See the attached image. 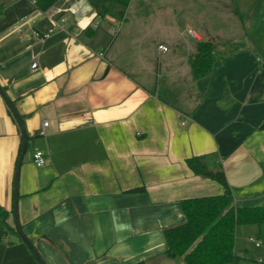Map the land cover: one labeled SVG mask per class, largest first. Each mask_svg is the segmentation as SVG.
Listing matches in <instances>:
<instances>
[{
	"label": "crops",
	"instance_id": "0c3cea01",
	"mask_svg": "<svg viewBox=\"0 0 264 264\" xmlns=\"http://www.w3.org/2000/svg\"><path fill=\"white\" fill-rule=\"evenodd\" d=\"M160 1L130 0L118 23L92 0H57L51 17L0 0V86L28 137L17 214L45 264H186L164 253V230L185 220L183 199L223 192L191 155L215 153L235 205H264V0H201L202 12ZM61 16L65 28L37 37ZM199 41L217 56L195 77ZM20 148L0 95V264H38L13 223Z\"/></svg>",
	"mask_w": 264,
	"mask_h": 264
},
{
	"label": "trees",
	"instance_id": "16d2710c",
	"mask_svg": "<svg viewBox=\"0 0 264 264\" xmlns=\"http://www.w3.org/2000/svg\"><path fill=\"white\" fill-rule=\"evenodd\" d=\"M57 0H35L36 6L47 10ZM130 0H92L100 18L110 17L124 21ZM198 56L192 58L195 77L207 74L217 56L216 46L209 41L197 43ZM185 164L195 174L217 181L223 192L217 195L192 197L182 200L185 220L164 230L166 249L172 258H181L186 264H241L245 259L234 251V231L239 224L264 223V205H235L224 169L214 152L191 155ZM140 187L132 188L138 191ZM0 221L6 225L4 212Z\"/></svg>",
	"mask_w": 264,
	"mask_h": 264
},
{
	"label": "rangeland",
	"instance_id": "374dc122",
	"mask_svg": "<svg viewBox=\"0 0 264 264\" xmlns=\"http://www.w3.org/2000/svg\"><path fill=\"white\" fill-rule=\"evenodd\" d=\"M233 1V0H232ZM174 0L160 1L159 5L164 6V9L170 10L173 7ZM176 2V1H175ZM165 4V5H164ZM180 5L182 10H199L202 12L204 6L202 1L197 0H181ZM193 7V8H192ZM192 8V9H191ZM189 14L183 12V22L187 19ZM184 37L190 38L188 33H184ZM254 237L260 241L259 246H255L249 237ZM234 251L243 256L241 264H264V223H245L239 224L235 227L234 231Z\"/></svg>",
	"mask_w": 264,
	"mask_h": 264
},
{
	"label": "built area",
	"instance_id": "2783aa9c",
	"mask_svg": "<svg viewBox=\"0 0 264 264\" xmlns=\"http://www.w3.org/2000/svg\"><path fill=\"white\" fill-rule=\"evenodd\" d=\"M34 6V10L32 15H37V14H47V16L51 17L54 14H56L58 12V10L56 8H54L53 6L49 7L47 10H41L39 9L36 4H35V0H30ZM32 15H26L21 17L19 20H17L16 22H14L11 26V30L18 32L19 36L22 35L21 32V26L27 22H29V20L33 17ZM98 23L95 22L94 26H96ZM63 29L65 28V18L63 16L59 17L56 20H53V25L49 28V30L45 33H42L41 35L37 34V37L39 39H44L46 37H48L50 35V33L56 29ZM190 33H193L192 31H190ZM165 46L164 45H159L158 46V50H165ZM101 54V53H100ZM37 65L36 61L33 62L31 64V68H35ZM48 125V122L46 120L42 121V127L41 130L39 132L40 135H44L45 134V128ZM31 160L32 162L37 165V166H42L46 163V155L44 152L35 149L32 154H31ZM249 240L252 241L254 243L255 246H259L260 245V241L258 239H255L254 237H249Z\"/></svg>",
	"mask_w": 264,
	"mask_h": 264
},
{
	"label": "water",
	"instance_id": "95a60500",
	"mask_svg": "<svg viewBox=\"0 0 264 264\" xmlns=\"http://www.w3.org/2000/svg\"><path fill=\"white\" fill-rule=\"evenodd\" d=\"M0 95L4 98L5 102L9 106L10 110L12 111L13 115L15 116V118H16V120H17V122L21 128V148H20V154H19V157H18V160L16 163L15 174H14L13 211H12L14 228H15V231L18 234V236L23 240V242L28 246V248L30 249V251L34 255L37 263L38 264H45V262L41 258L39 252L37 251V249L35 248L33 243L30 241V239L23 232L21 225L19 223V218H18V214H17L18 175H19V167H20L21 161H22L23 156H24L26 149H27V140H28L27 133H26L25 127L23 125V121H22L21 116L19 115V113L17 112L13 102L7 96V94L5 93L4 89L1 86H0Z\"/></svg>",
	"mask_w": 264,
	"mask_h": 264
}]
</instances>
